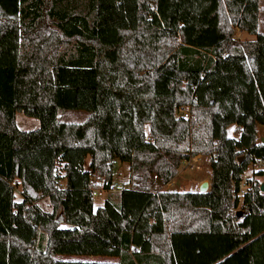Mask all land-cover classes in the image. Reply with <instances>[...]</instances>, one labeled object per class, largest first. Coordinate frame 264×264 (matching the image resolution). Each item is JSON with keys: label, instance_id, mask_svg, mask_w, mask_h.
Wrapping results in <instances>:
<instances>
[{"label": "trees", "instance_id": "1", "mask_svg": "<svg viewBox=\"0 0 264 264\" xmlns=\"http://www.w3.org/2000/svg\"><path fill=\"white\" fill-rule=\"evenodd\" d=\"M259 7L0 0V264H264L261 183L240 186L264 161ZM236 28L256 38H235ZM61 111L87 115L65 122ZM17 113L39 127L19 129ZM198 154L209 158L206 192L146 188ZM114 159L129 163L130 186L94 208L89 170L109 188Z\"/></svg>", "mask_w": 264, "mask_h": 264}, {"label": "rangeland", "instance_id": "2", "mask_svg": "<svg viewBox=\"0 0 264 264\" xmlns=\"http://www.w3.org/2000/svg\"><path fill=\"white\" fill-rule=\"evenodd\" d=\"M260 4L264 7V0H260ZM261 18V24L262 26H259L264 32V8L261 9L260 13ZM262 62V60H261ZM87 113L84 111H61L58 114V119L60 121L65 122H72V123H79L82 122ZM15 121L17 123V126L21 130L29 131V130H35L39 127V123L36 119L30 118L25 116L22 113H17L15 117ZM227 136L230 138H237V126L236 125H230L226 129ZM264 138V124L258 126V140L260 141L262 138ZM200 155L199 164H197V167H200L199 169H190L188 166L183 168V164L181 162V165L179 166L178 173L174 178V185L161 188V190H175L179 192H191V191H197L199 188V184L203 182L202 179L206 180V176L209 175L208 170L209 168V160L207 155ZM89 164V156L85 158L84 168L88 169ZM259 170H264V161L263 162H257L254 164H250L245 172L242 174V182H241V191H244L248 184H244L245 180H252L253 178L257 180L258 182L262 183L264 181V176L262 177H255L254 172H257ZM57 172L59 174H62L63 171L61 169V165H58ZM151 179V178H149ZM149 179L146 182V188L149 187ZM112 181L114 184H117L119 186H130V166L127 162H122L118 159H114L112 162ZM202 181V182H201ZM209 181V187H210V178H208ZM253 182V181H251ZM60 186H64V181H60ZM155 192V191H153ZM118 192H113L111 194L105 193L101 197H94L93 198V206L94 208H97L99 206H102L104 203L105 198L108 195L115 196ZM16 199L20 200V194L18 192L15 193ZM39 205L42 210L44 211H50L51 207L48 202L47 198H43L39 201ZM58 259H62L65 261H97V262H113L116 261V258L107 257V256H79V255H61L56 256Z\"/></svg>", "mask_w": 264, "mask_h": 264}, {"label": "built area", "instance_id": "3", "mask_svg": "<svg viewBox=\"0 0 264 264\" xmlns=\"http://www.w3.org/2000/svg\"><path fill=\"white\" fill-rule=\"evenodd\" d=\"M237 35H238V33L236 34V36ZM179 115H183V117H185V118L189 117L188 113L184 110H180ZM199 159H200L199 154L194 155V156H190L189 158L182 161L183 168L188 166V168H190V169H195V167H196V169H199L200 167L196 166L197 164H199ZM88 175L90 177L91 182L97 185V187L93 188L91 191V195L93 198L94 197H101L105 193L120 192V191L124 190L125 188H127L126 186H119L117 184H114L113 182L109 186V188H104L103 182H102V180H100L98 178L97 172L89 170ZM244 184H246V181H244ZM15 185H16L15 182H11V186H15ZM172 185H174V179L171 180L170 182H168L167 184H162L160 182L159 178L156 175H153L151 177V179H149L148 189L151 191H159V190H161L162 187H164V189H165V187L172 186Z\"/></svg>", "mask_w": 264, "mask_h": 264}, {"label": "crops", "instance_id": "4", "mask_svg": "<svg viewBox=\"0 0 264 264\" xmlns=\"http://www.w3.org/2000/svg\"><path fill=\"white\" fill-rule=\"evenodd\" d=\"M264 7H263V5H261L260 4V7H259V13H260V11H261V9H263ZM258 21H259V26H262V24H261V18H260V15H259V17H258ZM238 33V35L236 36V34ZM259 34H260V36H259V38L261 39V40H263V42H264V32H263V30L260 28V31H259ZM234 37L235 38H241V39H243V40H254L256 37L254 36V35H250V34H248V33H246V32H243V31H240L239 29H235V33H234ZM262 50H263V55L261 56V58L259 59V62H258V70L259 71H263L264 70V43H263V45H262ZM261 60H262V62H261ZM262 138V137H261ZM201 159V158H200ZM208 160H209V158H208ZM85 163V162H84ZM209 168H210V163H209ZM208 172L210 173V169L208 170ZM208 178H209V175L208 176H206V181L208 182V184H209V181H208ZM203 181H205L204 179H202ZM246 181V180H245ZM202 182V181H201ZM200 185V184H199ZM166 189V188H165ZM209 189V188H208Z\"/></svg>", "mask_w": 264, "mask_h": 264}, {"label": "water", "instance_id": "5", "mask_svg": "<svg viewBox=\"0 0 264 264\" xmlns=\"http://www.w3.org/2000/svg\"><path fill=\"white\" fill-rule=\"evenodd\" d=\"M260 142H264V138H262ZM208 188H209V184L205 180L199 185L198 192L200 193L206 192ZM259 188H260V192L264 193V181L260 184ZM236 215L237 217H240V212L238 211Z\"/></svg>", "mask_w": 264, "mask_h": 264}]
</instances>
